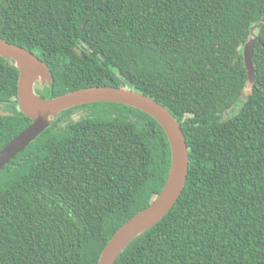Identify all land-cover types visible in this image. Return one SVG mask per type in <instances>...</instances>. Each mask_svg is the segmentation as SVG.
I'll return each mask as SVG.
<instances>
[{"label":"trees","instance_id":"trees-1","mask_svg":"<svg viewBox=\"0 0 264 264\" xmlns=\"http://www.w3.org/2000/svg\"><path fill=\"white\" fill-rule=\"evenodd\" d=\"M0 36L47 64L45 99L126 87L181 124L184 191L115 264H264V0H1ZM18 81L0 57V151L32 122L18 110ZM170 165L164 131L137 109L62 113L0 171V264H98Z\"/></svg>","mask_w":264,"mask_h":264},{"label":"water","instance_id":"water-1","mask_svg":"<svg viewBox=\"0 0 264 264\" xmlns=\"http://www.w3.org/2000/svg\"><path fill=\"white\" fill-rule=\"evenodd\" d=\"M258 32L255 26L243 48L247 69L246 94L252 91L255 82L253 53ZM0 57L9 60L19 71L18 110L32 121L29 127L0 151V171L36 141L62 113L84 105L114 103L132 107L150 116L164 131L171 152L166 183L151 205L127 221L102 251L98 264H115L130 244L155 227L173 209L184 191L190 157L181 124L160 103L126 87H89L45 99L38 89L47 84L52 85V76L46 63L29 50L5 42L1 36Z\"/></svg>","mask_w":264,"mask_h":264}]
</instances>
